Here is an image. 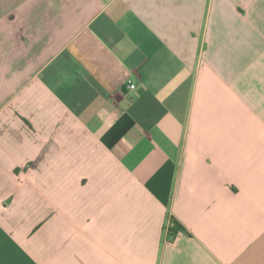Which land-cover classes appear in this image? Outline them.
<instances>
[{
    "label": "crops",
    "instance_id": "0c3cea01",
    "mask_svg": "<svg viewBox=\"0 0 264 264\" xmlns=\"http://www.w3.org/2000/svg\"><path fill=\"white\" fill-rule=\"evenodd\" d=\"M0 264H264V0H0Z\"/></svg>",
    "mask_w": 264,
    "mask_h": 264
},
{
    "label": "built area",
    "instance_id": "2783aa9c",
    "mask_svg": "<svg viewBox=\"0 0 264 264\" xmlns=\"http://www.w3.org/2000/svg\"><path fill=\"white\" fill-rule=\"evenodd\" d=\"M128 87H129L130 89L134 90V89L136 88V85L133 84V83H130V84L128 85ZM171 227H172V228L175 227V223H174V221L171 222Z\"/></svg>",
    "mask_w": 264,
    "mask_h": 264
},
{
    "label": "trees",
    "instance_id": "16d2710c",
    "mask_svg": "<svg viewBox=\"0 0 264 264\" xmlns=\"http://www.w3.org/2000/svg\"><path fill=\"white\" fill-rule=\"evenodd\" d=\"M173 221H174V220H173ZM174 223H175V227H174V229H172V230L176 231V230H179V229H183V227H182V226H179L178 223H177L176 221H174Z\"/></svg>",
    "mask_w": 264,
    "mask_h": 264
}]
</instances>
